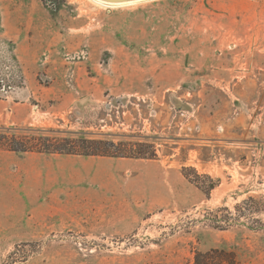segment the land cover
Masks as SVG:
<instances>
[{
    "label": "rangeland",
    "instance_id": "rangeland-1",
    "mask_svg": "<svg viewBox=\"0 0 264 264\" xmlns=\"http://www.w3.org/2000/svg\"><path fill=\"white\" fill-rule=\"evenodd\" d=\"M39 130L122 153L4 138ZM212 249L264 264V0H0V264Z\"/></svg>",
    "mask_w": 264,
    "mask_h": 264
},
{
    "label": "trees",
    "instance_id": "trees-1",
    "mask_svg": "<svg viewBox=\"0 0 264 264\" xmlns=\"http://www.w3.org/2000/svg\"><path fill=\"white\" fill-rule=\"evenodd\" d=\"M41 133L39 136L33 139L23 136H4L7 145L12 150L17 151H28L30 148H36L40 151L46 152H58L66 154H83V155H107L114 156L118 152L117 145L113 142H109V148L106 147V143L102 139H90L84 135H80L78 138H72L71 136L75 133L67 132V136H48L43 135L47 130H39ZM51 132H56L50 130ZM61 131H57L60 134ZM114 149V150H113ZM125 153V152H123ZM145 155L143 152H138V156ZM215 255L217 257H215ZM234 264L235 260L232 258L231 253H227L224 250L212 249L211 252L197 253L193 264Z\"/></svg>",
    "mask_w": 264,
    "mask_h": 264
},
{
    "label": "bare ground",
    "instance_id": "bare-ground-1",
    "mask_svg": "<svg viewBox=\"0 0 264 264\" xmlns=\"http://www.w3.org/2000/svg\"><path fill=\"white\" fill-rule=\"evenodd\" d=\"M91 1H93L94 3L100 6L116 8V7L136 5L140 2L148 1V0H125V1L91 0Z\"/></svg>",
    "mask_w": 264,
    "mask_h": 264
},
{
    "label": "water",
    "instance_id": "water-1",
    "mask_svg": "<svg viewBox=\"0 0 264 264\" xmlns=\"http://www.w3.org/2000/svg\"><path fill=\"white\" fill-rule=\"evenodd\" d=\"M109 1H125V0H109Z\"/></svg>",
    "mask_w": 264,
    "mask_h": 264
}]
</instances>
